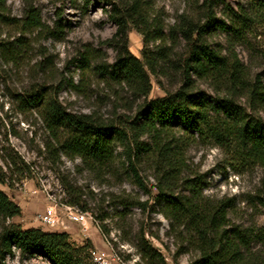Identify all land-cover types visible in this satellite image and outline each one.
Masks as SVG:
<instances>
[{
	"label": "rangeland",
	"instance_id": "374dc122",
	"mask_svg": "<svg viewBox=\"0 0 264 264\" xmlns=\"http://www.w3.org/2000/svg\"><path fill=\"white\" fill-rule=\"evenodd\" d=\"M260 4L264 0H212L209 12L217 20L230 25L227 16L235 13L247 17L246 27L239 36L220 31L205 36L227 63L236 57L249 84L256 78L264 81V19L255 16ZM30 8L39 13L47 31L25 26ZM204 11L202 0H4L0 191L20 208V214L0 218V233L9 224L48 231L41 215L54 201L91 215L93 222L83 225L64 219V228L54 232L66 233L74 248L88 243L85 253L94 264L95 254H116L120 264H192L198 257L193 233L186 222L165 215L157 196L164 184L177 196H190L188 185L193 184L206 206L220 200L230 204L229 224L264 227V165L238 141L200 138L175 126L172 133L184 150L186 167L165 180L143 152L137 159L131 156L130 167L124 145L112 133L122 131L132 148L134 140L150 148V137L133 130L132 124L141 120L150 100L182 86L180 61L186 45L180 34L170 30L186 19L203 22ZM86 50L97 57L89 68L83 66ZM126 50L144 70L150 86L145 95L134 93L120 73L109 78L94 69L101 64L110 70L118 56L126 57ZM143 53L157 57L153 72L144 65ZM191 78L192 88L206 100L230 98L246 118L264 124V106L251 104L245 91L230 96L223 90L225 81L214 85ZM48 99L57 101L66 114L109 130L114 157L107 165L89 166L59 149L42 119L41 103ZM71 201L78 205H70ZM0 263L51 264L41 256H21L15 249L7 253L1 248Z\"/></svg>",
	"mask_w": 264,
	"mask_h": 264
},
{
	"label": "trees",
	"instance_id": "16d2710c",
	"mask_svg": "<svg viewBox=\"0 0 264 264\" xmlns=\"http://www.w3.org/2000/svg\"><path fill=\"white\" fill-rule=\"evenodd\" d=\"M211 1L202 0L205 8L203 22L186 19L170 30V34H180L186 45V55L180 61L182 86L174 93L150 100L140 113L141 120L138 118L139 122L132 124L133 130L150 137V148H142L136 140L132 148L122 131L112 130L115 138L124 145L130 167L131 156L137 159L143 152L154 161L165 180L180 175L186 167L184 150L172 133L177 125L200 138L218 142L224 138L238 141L249 155L264 165V124L246 118L230 98L211 102L192 88V76L214 85L225 81L223 90L230 96L235 91H245L251 104L264 106V81L256 78L251 84L246 83L244 70L236 57H233L232 63H227L226 58L212 49L205 39L211 31L230 32L239 36L240 30L246 27L247 17L232 13L227 16L230 21V25H227L211 15ZM3 7L4 0H0V9ZM256 9L255 16L264 19V4ZM25 26L40 32L47 31L39 13L32 8L27 13ZM54 30L57 31V24ZM159 54L161 51L156 52L155 56ZM142 58L144 65L153 72L157 57L143 53ZM96 59L93 52L86 50L82 57L83 66L89 68L90 62ZM109 68L107 70L97 64L94 69L109 78L120 73L134 93H148L150 86L141 63L127 50L126 57L118 56ZM39 102V98L35 99V104ZM41 107L46 128L66 156L77 157L89 166L107 165L113 159L109 130L104 131L101 125L91 124L85 117L66 114L55 100L48 99L41 103ZM164 185L166 188L160 187L157 196L164 205L165 215L171 221L186 222L193 233L198 257L192 264H264V227L256 230L229 224L226 214L230 204L220 200L210 207L206 206L199 189L193 184L188 185L190 196L174 195L167 190V184ZM69 204L78 205L76 201ZM19 214L20 208L0 191V218H12ZM256 244L260 247L256 248ZM0 248L7 253L15 249L21 256H41L51 264H94L85 253L89 244L74 248L64 232L43 231L39 228L22 230L18 225L9 224L0 233Z\"/></svg>",
	"mask_w": 264,
	"mask_h": 264
},
{
	"label": "built area",
	"instance_id": "2783aa9c",
	"mask_svg": "<svg viewBox=\"0 0 264 264\" xmlns=\"http://www.w3.org/2000/svg\"><path fill=\"white\" fill-rule=\"evenodd\" d=\"M79 224H85L87 220L93 222L88 212H82L74 207L66 206L57 202H51L44 209L41 215V222L48 231L54 232L57 229H63V220ZM95 264H120V259L116 254L106 256L105 254H95L93 256Z\"/></svg>",
	"mask_w": 264,
	"mask_h": 264
}]
</instances>
